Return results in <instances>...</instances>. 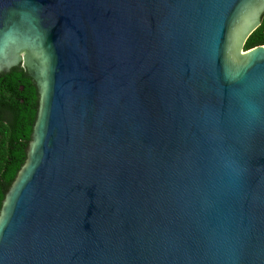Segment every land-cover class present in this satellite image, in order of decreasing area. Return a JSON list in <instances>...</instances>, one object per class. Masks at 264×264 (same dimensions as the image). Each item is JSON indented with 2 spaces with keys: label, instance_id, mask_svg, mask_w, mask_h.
Instances as JSON below:
<instances>
[{
  "label": "water",
  "instance_id": "obj_1",
  "mask_svg": "<svg viewBox=\"0 0 264 264\" xmlns=\"http://www.w3.org/2000/svg\"><path fill=\"white\" fill-rule=\"evenodd\" d=\"M264 0H0L35 83L0 264H264Z\"/></svg>",
  "mask_w": 264,
  "mask_h": 264
},
{
  "label": "trees",
  "instance_id": "obj_2",
  "mask_svg": "<svg viewBox=\"0 0 264 264\" xmlns=\"http://www.w3.org/2000/svg\"><path fill=\"white\" fill-rule=\"evenodd\" d=\"M264 45V15L244 50ZM37 90L19 67L0 73V210L6 193L27 159L38 111Z\"/></svg>",
  "mask_w": 264,
  "mask_h": 264
},
{
  "label": "flooded vegetation",
  "instance_id": "obj_3",
  "mask_svg": "<svg viewBox=\"0 0 264 264\" xmlns=\"http://www.w3.org/2000/svg\"><path fill=\"white\" fill-rule=\"evenodd\" d=\"M24 70V69H23ZM25 71V70H24ZM32 81V80H31ZM33 82V81H32ZM33 84H34V86H35V83L33 82ZM35 88H36V86H35Z\"/></svg>",
  "mask_w": 264,
  "mask_h": 264
}]
</instances>
